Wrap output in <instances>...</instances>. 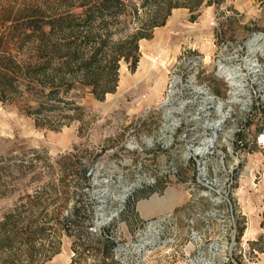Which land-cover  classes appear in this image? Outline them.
<instances>
[{"label":"rangeland","instance_id":"374dc122","mask_svg":"<svg viewBox=\"0 0 264 264\" xmlns=\"http://www.w3.org/2000/svg\"><path fill=\"white\" fill-rule=\"evenodd\" d=\"M5 3L0 35L19 24ZM263 47L259 0L173 9L114 93H77L80 119L51 130L0 103V222L51 177L60 253L45 264H72L79 225L108 227L121 264H264Z\"/></svg>","mask_w":264,"mask_h":264},{"label":"trees","instance_id":"16d2710c","mask_svg":"<svg viewBox=\"0 0 264 264\" xmlns=\"http://www.w3.org/2000/svg\"><path fill=\"white\" fill-rule=\"evenodd\" d=\"M3 1L5 11L17 16L19 24L0 35V103L34 119L37 127L59 130L71 119H80L79 91L103 101L115 92L122 64L130 73L135 71L140 40L150 39L173 9L192 14L203 4L218 7L226 0ZM23 175L20 171L17 178ZM80 176L88 180L85 173ZM56 189L49 177L42 191L25 195L5 213L0 222V264H45L60 253L56 226L48 228L43 221L57 212ZM76 229L89 241L73 247L72 264H86V254L95 264H121L114 260L116 243L108 227L98 236L80 225Z\"/></svg>","mask_w":264,"mask_h":264},{"label":"bare ground","instance_id":"6f19581e","mask_svg":"<svg viewBox=\"0 0 264 264\" xmlns=\"http://www.w3.org/2000/svg\"><path fill=\"white\" fill-rule=\"evenodd\" d=\"M259 40H260V38H259L258 36H255V37L253 38V40H251L250 43L247 44L248 48H249V49H252V47L262 48V46H261L262 44L259 43ZM257 50H258V49H257ZM224 71H225V70H224ZM220 75L226 77L227 80H228L229 82L232 83L231 80H233V79L230 78V75L228 74V72H223V73L221 72ZM221 118H222V117L220 116V119H221ZM213 126H215V125H213ZM261 139L264 141V137L261 138ZM207 147H210V145H208ZM124 198H125V197H123L122 200H123Z\"/></svg>","mask_w":264,"mask_h":264},{"label":"water","instance_id":"95a60500","mask_svg":"<svg viewBox=\"0 0 264 264\" xmlns=\"http://www.w3.org/2000/svg\"><path fill=\"white\" fill-rule=\"evenodd\" d=\"M253 35H254V34H253ZM250 40H251V39H250ZM250 40H248V42H249ZM262 40H263L262 37H260V41H261V42H262ZM248 42H247V43H248ZM263 48H264V47H263ZM247 49H248V50H251V49L248 48V46H247ZM232 100L234 101L235 99L233 98ZM94 231H95V229L92 230V232H94Z\"/></svg>","mask_w":264,"mask_h":264},{"label":"crops","instance_id":"0c3cea01","mask_svg":"<svg viewBox=\"0 0 264 264\" xmlns=\"http://www.w3.org/2000/svg\"><path fill=\"white\" fill-rule=\"evenodd\" d=\"M141 41V40H140Z\"/></svg>","mask_w":264,"mask_h":264}]
</instances>
